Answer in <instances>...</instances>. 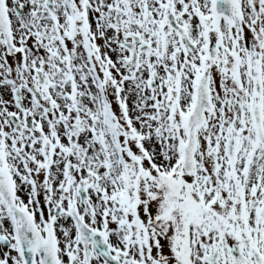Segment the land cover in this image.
<instances>
[{"label": "snow or ice", "instance_id": "6c2138e0", "mask_svg": "<svg viewBox=\"0 0 264 264\" xmlns=\"http://www.w3.org/2000/svg\"><path fill=\"white\" fill-rule=\"evenodd\" d=\"M0 264H264V0H0Z\"/></svg>", "mask_w": 264, "mask_h": 264}]
</instances>
